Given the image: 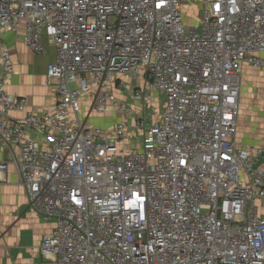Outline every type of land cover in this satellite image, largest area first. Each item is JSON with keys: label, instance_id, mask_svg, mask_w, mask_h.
<instances>
[{"label": "built area", "instance_id": "1", "mask_svg": "<svg viewBox=\"0 0 264 264\" xmlns=\"http://www.w3.org/2000/svg\"><path fill=\"white\" fill-rule=\"evenodd\" d=\"M190 1L0 0V145L54 225L47 264H264V144L236 141L243 69L264 68V0H201L188 26ZM22 31L34 55L45 38L55 49L57 102L13 118L27 102L7 91L1 35ZM110 108L114 125L90 122Z\"/></svg>", "mask_w": 264, "mask_h": 264}, {"label": "crops", "instance_id": "2", "mask_svg": "<svg viewBox=\"0 0 264 264\" xmlns=\"http://www.w3.org/2000/svg\"><path fill=\"white\" fill-rule=\"evenodd\" d=\"M23 34L24 31L19 34L5 32L1 35L4 45L11 52L16 69L8 78L7 91L27 102L24 108L11 112L13 118H22L29 113H52L57 102L56 82H50L47 78L48 67L55 60V49L45 38L48 54L34 55L24 46ZM250 67L245 66L243 69L244 84L236 141L242 148L254 150L264 144V107L261 113L262 101H254L252 89L246 87L245 80ZM254 79L249 78L251 87L260 85ZM90 102H86V111ZM108 114L111 116L105 121V125L99 119L103 115L96 114L97 118L92 119L90 116L89 120L99 127H110L118 118L113 109H109ZM0 163L8 165L5 173L0 172V264H47V260L40 254V247L54 225L44 221L30 207L28 196L20 182L17 151L0 145Z\"/></svg>", "mask_w": 264, "mask_h": 264}, {"label": "rangeland", "instance_id": "3", "mask_svg": "<svg viewBox=\"0 0 264 264\" xmlns=\"http://www.w3.org/2000/svg\"><path fill=\"white\" fill-rule=\"evenodd\" d=\"M201 0H191L190 4L188 6H186V8L184 9V18H185V22L186 24L189 25H197L198 21L200 20V12H201ZM253 68V69H252ZM264 68H256V67H250L249 70V75L247 77V80H245L246 82V87H248L249 89L251 88L253 91V97H254V101L256 100L257 102H259L260 100L262 101V109H261V113H263V107H264ZM255 78L254 82L260 84L257 86H250V82H249V78ZM126 81H128L127 83H130L132 85V88H139V89H144V84L142 82H140L139 80L128 76L127 78H125ZM137 82V85L135 84ZM244 84V83H243ZM247 84L249 86H247ZM124 94L123 90H119L118 91V96L120 98H124L121 94ZM163 105V103L161 104ZM112 109V108H110ZM162 111V109H161ZM109 112V111H108ZM163 112V111H162ZM115 113V111H114ZM94 115V116H93ZM116 115V113H115ZM111 115H109L108 113L104 116H99L100 121H102V123L105 125V121L109 120ZM93 117L97 118L96 114H92L91 115V119ZM92 124H94L95 126H97L93 121L91 122ZM107 124V123H106ZM102 128H108L107 126H103Z\"/></svg>", "mask_w": 264, "mask_h": 264}]
</instances>
